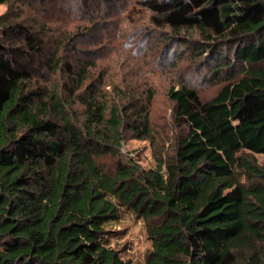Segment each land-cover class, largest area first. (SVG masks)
I'll return each mask as SVG.
<instances>
[{"label": "trees", "instance_id": "trees-1", "mask_svg": "<svg viewBox=\"0 0 264 264\" xmlns=\"http://www.w3.org/2000/svg\"><path fill=\"white\" fill-rule=\"evenodd\" d=\"M52 1L0 0L22 6V21L11 11L0 18V264H142L113 244L110 228L126 211L145 223L143 264H264L255 158L264 155V0H136L125 9L132 20L143 11L153 34L185 39L223 84L210 101L186 82L170 88L184 129L169 147L153 86L131 83L122 63L96 51H82L79 70L60 55L93 31L95 16L80 34L77 25L58 34L64 49L43 35L67 2L45 13ZM37 58L41 75L21 63ZM133 139L152 144L155 169L126 159Z\"/></svg>", "mask_w": 264, "mask_h": 264}, {"label": "rangeland", "instance_id": "rangeland-1", "mask_svg": "<svg viewBox=\"0 0 264 264\" xmlns=\"http://www.w3.org/2000/svg\"><path fill=\"white\" fill-rule=\"evenodd\" d=\"M54 1L49 3L45 13L52 11ZM56 1L58 3V0ZM135 1L67 0V5L60 1L54 11L57 20L53 18V21L49 22V27L54 33L47 31L43 35L54 38L57 44H61L58 34L65 37V34L69 33L75 25L79 27V30L74 34H80L87 30L84 28L87 23L82 19L89 14L95 16L96 23L93 25L92 33H85L76 38L78 44L76 48L73 45L61 44L63 49L65 46L67 49L62 50L60 55H63L66 61L73 62L75 69L79 70L78 62L86 58L82 51H96L97 55L106 57L108 63L113 60L122 63L125 77L131 83L143 85L147 81L157 91V98L153 105V118L161 127V135L168 142L175 141L176 137L183 135L184 128L174 122L175 105L168 98L170 88H179L183 82H186L198 90L203 101H210L218 95L223 84L215 79L211 70H208L204 57H194L191 50L185 47V39L170 40L165 33L153 34L152 30L147 27V17L143 11L139 10L141 14H137L133 20L130 19L125 14V9L130 11L131 8L133 10L138 8L133 4ZM63 8L65 10L61 12L60 9ZM10 11L11 14L7 17ZM66 13L70 14L65 16ZM106 14L111 19L107 21V24L100 25L105 21ZM25 16L41 21L40 16L33 10L27 11ZM5 17L12 19L14 23L22 21V6L15 3L0 5V18L6 20ZM105 33L109 40L104 42ZM91 42L96 43V46H86ZM49 48L54 47L51 44ZM114 50H120L122 53L112 54ZM21 63L32 69L36 75H41L40 58L35 59L34 64L25 59L21 60ZM60 81L62 84L66 80L62 77ZM136 88L137 86H134V89ZM62 93L66 95V92L62 91ZM169 146H171L170 142ZM123 154L126 159H133L144 170L155 169L154 148L148 141L130 140L124 145ZM255 158L258 164L264 167V155H256ZM110 230L117 232L113 240L114 246L118 247L122 253L126 252V257L133 262L143 264L150 248L144 221L137 218L134 213L126 211L121 221L114 224Z\"/></svg>", "mask_w": 264, "mask_h": 264}]
</instances>
